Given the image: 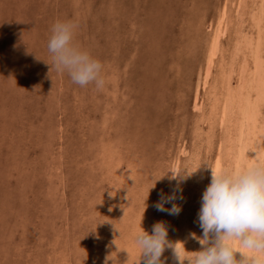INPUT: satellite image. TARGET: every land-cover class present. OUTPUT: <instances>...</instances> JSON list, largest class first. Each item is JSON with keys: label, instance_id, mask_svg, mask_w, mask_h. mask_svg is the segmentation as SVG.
Masks as SVG:
<instances>
[{"label": "rangeland", "instance_id": "obj_1", "mask_svg": "<svg viewBox=\"0 0 264 264\" xmlns=\"http://www.w3.org/2000/svg\"><path fill=\"white\" fill-rule=\"evenodd\" d=\"M256 5L264 0H0V264H105L109 254L114 264H137L142 217L146 230L163 220L170 239L201 247L190 233H202L196 213L209 165H247L237 162L236 116L228 115L233 126L223 106L246 84L252 48L258 40L264 47V9ZM221 18L214 75L205 82ZM58 19L78 22L76 41L102 61L103 87L81 86L50 64ZM249 34L255 43L240 47ZM248 152L252 162L261 158ZM197 166L182 182L167 174ZM176 188L181 211H159L161 193ZM172 255L165 250V264Z\"/></svg>", "mask_w": 264, "mask_h": 264}, {"label": "clouds", "instance_id": "obj_2", "mask_svg": "<svg viewBox=\"0 0 264 264\" xmlns=\"http://www.w3.org/2000/svg\"><path fill=\"white\" fill-rule=\"evenodd\" d=\"M78 27L73 19H58L53 23L47 43L52 58L50 64L81 86L94 83L103 87V63L88 48L77 43ZM209 167L211 180L202 194L198 212L202 234L190 233L201 247L190 250L185 240L170 239L169 227L163 220L156 222L151 231L146 230L142 217L134 234L141 252L137 264L141 260L144 264H165L166 249L172 250L178 264H264V158L240 167ZM196 170L178 172L172 169L167 174L170 179L182 182ZM180 193L182 188L170 194L162 192L155 207L178 214L182 206L174 201L183 199ZM169 203L171 206L166 207ZM115 259L109 254L105 264L108 260L114 264Z\"/></svg>", "mask_w": 264, "mask_h": 264}, {"label": "bare ground", "instance_id": "obj_3", "mask_svg": "<svg viewBox=\"0 0 264 264\" xmlns=\"http://www.w3.org/2000/svg\"><path fill=\"white\" fill-rule=\"evenodd\" d=\"M259 0H257V2H258ZM243 2V1H242ZM240 3V2H239ZM248 3V2H247ZM255 3V2H254ZM262 3V2H261ZM259 4V3H258ZM252 6V5H251ZM257 6V5H256ZM259 6V5H258ZM257 6V7H258ZM262 6V5H261ZM261 6H259V7H261ZM241 7V6H240ZM250 8H252V7H250ZM262 8H263V6H262ZM224 9V8H223ZM254 9V8H253ZM257 9V8H256ZM264 9V8H263ZM245 10V9H244ZM262 11V10H261ZM264 11V10H263ZM258 16H259V14H258ZM258 16H256V19H257V17ZM261 16V15H260ZM224 18V17H223ZM223 18H221V20H220V23H219V25L217 26V29H216V31H215V34L213 35V37H212V40H211V42H210V45H209V50H208V55H206L207 56V59H206V65H205V68H204V73H203V75H204V79H205V82H208L209 80H210V78H211V76H213L212 75V73H213V69H214V63H215V58H216V55H217V50H218V48H219V44H220V40H221V38H222V36H223V31H224V29H223V27H222V24H223ZM259 19H262V18H260L259 17ZM249 21V20H248ZM232 22V21H231ZM262 22V21H261ZM246 23V22H245ZM249 23V22H248ZM228 24V23H227ZM264 25V24H263ZM254 26V25H253ZM261 26H262V24H261ZM228 28H229V26H228ZM248 28H250V27H247V30H249ZM236 30H238V29H236ZM261 30V27H260V29H259V31ZM242 31V30H241ZM262 31V30H261ZM261 31H260V35L261 34H263V33H261ZM244 32V31H243ZM248 32V31H247ZM225 33V32H224ZM242 32H240L239 34H241ZM249 33V32H248ZM247 33V34H248ZM252 32H250V34H251ZM255 33V32H254ZM253 33V34H254ZM246 34V35H247ZM250 34L248 35V36H246V40H243V41H241L240 43H239V45H240V47H241V44H244V45H248V43H249V45L250 46H252V44H254L252 41H254L252 38L253 37H250ZM256 34V33H255ZM259 35V36H260ZM225 36V35H224ZM251 36H252V34H251ZM254 36V35H253ZM263 37H264V35H263ZM243 38V37H242ZM262 38V37H261ZM241 39V38H240ZM239 40V39H238ZM237 41V40H236ZM240 41V40H239ZM245 46L246 48L248 47V46ZM249 46V48H251ZM240 47H238V52L241 50H239V48ZM243 47V46H242ZM254 47V46H253ZM263 47V40H258V44L255 46V48H252V49H255V50H253V51H255V55H254V53H253V51L252 50H250V53L252 54L253 53V55H254V60H253V62H254V65H252V66H254L253 68H252V71L250 72V74H249V76L247 77V80H246V84L243 86V87H241L242 89H240L239 91H237V89H235L234 88V91H233V89H231L226 95H227V99H226V101H225V104H224V106H223V118L225 119V118H227V119H229L228 117L230 116V114H231V116H236L235 118L237 119H235L236 121H238L236 124L238 125L237 127H239L238 129H239V134H238V137L237 136H234L233 134H231V135H233L234 137L233 138H236L237 137V148H238V151H236L238 154V158H237V156L235 157V158H237V162L239 163V166H240V162L241 161H245V163H246V161H247V164H249V163H253L251 160V158H249L248 157V154H249V152H248V150L249 149H252V156H254V157H252V158H254L255 159V157H257V156H260L261 158H264V117L262 116V114L263 113H261L262 111H261V109L262 110H264L263 108H261L262 106L260 105V103L263 101V99H264V56H263V53L262 52H264L263 50H264V47ZM201 48V47H200ZM249 48H248V50H249ZM219 51H221V50H219ZM236 51V50H235ZM252 51V52H251ZM245 52V51H244ZM249 54V53H248ZM236 55L238 56L239 54L238 53H236ZM235 55V56H236ZM253 55H251V56H253ZM247 56V55H246ZM250 56V57H251ZM249 57V56H248ZM252 58V59H253ZM201 59V58H200ZM205 59V58H204ZM249 60V59H248ZM247 59H245L244 61L246 62V61H248ZM205 62V61H204ZM221 62V61H220ZM245 62H241V63H245ZM246 64V63H245ZM220 64H218V66H219ZM242 65V64H241ZM220 66H222V65H220ZM224 66V65H223ZM229 66V65H228ZM248 65H246V67H247ZM201 68H202V66H200ZM241 67V66H240ZM246 67H245V69H244V67L242 66V68L241 69H244V71L245 70H247L246 69ZM224 69V68H223ZM228 69V68H227ZM202 71V70H201ZM228 71V70H227ZM243 71V70H242ZM233 72V71H232ZM240 72V71H239ZM219 73V72H218ZM222 74H223V72H221ZM220 73V74H221ZM227 73V72H226ZM226 73H224V74H226ZM244 73V72H243ZM221 74V76H223V77H225L224 75H222ZM242 75V74H241ZM237 76V75H236ZM200 77V76H199ZM216 78V77H215ZM235 79V78H234ZM245 79V78H244ZM219 80V79H218ZM215 81H216V79H215ZM214 81V82H215ZM227 81H228V79H227ZM238 81V80H237ZM230 82V81H229ZM240 83V82H239ZM207 83H205V85H206ZM216 83H214V85H215ZM222 84V83H221ZM226 84V83H225ZM231 84V83H230ZM204 85V84H203ZM227 85V84H226ZM225 85V86H226ZM222 86H223V88H225V86L222 84ZM211 87V86H210ZM209 87V88H210ZM213 87V86H212ZM229 87H230V85H229ZM234 87H236L235 85H234ZM197 88V87H196ZM208 88V89H209ZM214 88H216L215 86H214ZM214 88H211V90L210 91H212V89L214 90ZM232 88V87H231ZM200 89V88H199ZM203 89H204V87H203ZM216 90V89H215ZM220 90V89H219ZM227 90V89H226ZM229 90V89H228ZM257 92V97H255L254 95H255V93L254 92ZM196 92H197V90H196ZM199 92V91H198ZM222 92V91H221ZM224 92V91H223ZM211 93V96H212V92H210ZM217 94H218V92H217ZM224 94H225V92H224ZM224 94H222L223 95V97L222 98H224L225 99V97H224ZM197 95V94H196ZM216 95V94H215ZM214 94H213V96H215ZM201 96V95H200ZM221 95H218V99H220L219 97H220ZM197 98H198V95H197ZM212 98V97H211ZM210 98V99H211ZM216 98H217V96H216ZM222 98H221V100H222ZM196 100V99H195ZM212 100V99H211ZM216 100V99H215ZM221 100H218V101H220L221 102ZM262 100V101H261ZM207 102V101H206ZM217 102V101H216ZM220 102H219V104H220ZM218 103V102H217ZM224 103V102H223ZM213 104H215V102L213 103ZM219 104H216V105H219ZM196 105V104H195ZM200 105V104H199ZM221 105H223V104H221ZM220 105V107H222ZM261 106V107H260ZM197 107H198V105H197ZM206 107V106H205ZM237 108H239V114H238V116H237V114H234V110H237ZM205 108L203 107V110H204ZM214 109H216V107L214 108ZM218 110H220V108H217ZM217 109H216V112H217ZM210 111H211V108H210ZM221 111H222V109H221ZM202 113H203V111H201ZM213 112H215L214 110H213ZM215 112V113H216ZM220 112V111H219ZM205 113L207 114L208 113V115H209V117H210V114L212 113H210V112H206L205 111ZM215 113H213V114H215ZM204 114V113H203ZM213 114H211V116L213 115ZM220 114V113H219ZM216 115H217V113H216ZM215 115V119H216V116ZM229 115V116H228ZM203 116H205V115H203ZM230 116V117H231ZM206 117V116H205ZM208 117V118H209ZM220 117H221V115H220ZM219 117V118H220ZM204 118V117H203ZM207 118V117H206ZM205 118V119H206ZM232 118V117H231ZM221 119V118H220ZM220 119L218 120V122L220 121ZM226 119V120H227ZM214 120V119H213ZM231 119H229V121H230ZM209 121H211V119L209 120ZM208 121V122H209ZM223 121H225V120H223ZM204 122H206V120H204ZM217 122V123H218ZM233 122V121H232ZM214 123H216L215 121L212 123V124H214ZM225 123V122H224ZM230 123H231V121H230ZM230 123H228V121H227V123H225V124H228L227 125V127L228 126H230L229 124ZM234 123H231V125H233ZM210 125V124H209ZM215 125H219V124H215ZM226 125H223L222 127H224V128H226V129H224V130H226V132H229L228 130V128L227 127H225ZM234 126V125H233ZM232 126V127H233ZM220 127V126H219ZM230 128V127H229ZM234 129H235V127H233ZM232 128V129H233ZM208 129H209V127H208ZM213 130H214V128H212ZM216 129V128H215ZM230 130V131H233V130ZM237 129V128H236ZM236 129H235V131H236ZM220 129H218V131H219ZM222 131H223V129H222ZM207 132V131H206ZM211 132V131H210ZM214 132V131H213ZM230 133H232V132H229V133H227L226 135H227V138H228V135H230ZM224 134V133H223ZM222 134V135H223ZM236 134V133H235ZM204 135V134H203ZM212 136L214 135L213 133L211 134ZM218 136V135H217ZM220 136V135H219ZM219 136L218 137H216V139L217 138H219ZM211 137V136H210ZM200 138V137H199ZM213 138V137H212ZM223 138V137H222ZM215 139V140H216ZM207 140V139H206ZM215 140H213V141H215ZM231 140H232V136H231ZM233 141V140H232ZM216 142V141H215ZM221 142H223L224 143V141L222 140ZM203 143V142H202ZM217 143V142H216ZM229 143H230V141H229ZM218 144V143H217ZM222 144V143H221ZM231 144V143H230ZM234 144V143H233ZM235 145V144H234ZM212 146V145H211ZM224 146H226V144L224 145ZM231 147H232V145H230ZM236 146V145H235ZM231 147H230V150H232L231 149ZM234 148V147H233ZM223 149V151H224V148H222ZM227 150H229V149H227ZM229 150V151H230ZM215 151V150H214ZM212 152V151H211ZM225 152H227V151H225ZM232 154H233V156H234V151L232 150ZM223 154H224V152H223ZM224 155H227V154H224ZM223 155V156H224ZM222 156V157H223ZM232 156V157H233ZM249 156H251V154L249 155ZM219 157V156H218ZM225 157V156H224ZM227 157H229V156H227ZM232 157H231V159H232ZM217 159V158H216ZM225 159V158H224ZM228 159V158H227ZM229 160V159H228ZM234 161H236V159H233ZM232 160V161H233ZM231 161V160H230ZM230 161L228 162V163H230ZM231 161V164H232V166H233V162ZM223 162V161H222ZM226 162V161H225ZM200 163V162H199ZM214 164V163H213ZM222 163L220 162V161H217V163H216V168L217 169H221V168H223L224 166H222L221 165ZM234 165H235V163H234ZM241 165H242V163H241ZM244 166V165H243ZM198 167V166H197ZM234 167H236V166H234ZM198 169L200 170V168L198 167ZM197 169V170H198ZM202 169V168H201ZM196 170V171H197ZM195 171V172H196ZM208 171V170H207ZM198 172H200V171H198ZM198 172H196L197 174H198ZM210 173V172H209ZM207 174V173H206ZM210 175V174H209ZM204 178H205V176H204ZM208 178V177H207ZM210 180H211V178H210ZM204 188H206V187H204ZM202 195V194H201ZM199 198V197H198ZM201 200V199H200ZM191 201H193V200H191ZM195 202V201H194ZM202 202V201H201ZM190 203H192V202H189V203H186V204H190ZM200 203V202H199ZM185 207V206H184ZM189 207V206H188ZM200 208V207H199ZM196 209H198V208H196ZM191 212H194V211H191ZM197 212H199V211H197ZM193 214V213H192ZM198 213H196V216H198L197 215ZM195 215V214H194ZM188 216V215H187ZM191 216V215H190ZM189 216V217H190ZM184 217H185V215H184ZM183 217V218H184ZM188 217V218H189ZM191 219L192 218H194L193 216L192 217H190ZM194 220H196V219H194ZM183 221V220H182ZM197 221V220H196ZM192 223V222H191ZM186 224V223H185ZM190 224V223H189ZM194 224V223H193ZM184 225V224H183ZM188 225V224H187ZM193 227V226H192ZM189 228V227H188ZM191 228V227H190ZM184 229V228H183ZM175 230V229H174ZM186 231V230H185ZM194 231V230H193ZM174 232V231H173ZM202 234V233H201ZM174 239V238H173ZM179 240V239H178ZM188 247V246H187ZM168 251V250H167ZM169 255H170V251H169ZM170 257V256H169ZM167 258V257H166ZM168 260H170V259H168ZM169 264H178V262L174 259V256L172 255V258H171V260L169 261Z\"/></svg>", "mask_w": 264, "mask_h": 264}]
</instances>
